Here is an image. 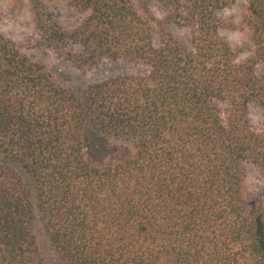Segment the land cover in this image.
Listing matches in <instances>:
<instances>
[{
  "label": "trees",
  "instance_id": "1",
  "mask_svg": "<svg viewBox=\"0 0 264 264\" xmlns=\"http://www.w3.org/2000/svg\"><path fill=\"white\" fill-rule=\"evenodd\" d=\"M140 1L65 0L70 26L31 1L42 46L84 74L126 66L83 86L0 33V264H51L37 222L68 264H264V204L242 196L244 162L264 175V0L244 60L219 31L236 0Z\"/></svg>",
  "mask_w": 264,
  "mask_h": 264
},
{
  "label": "rangeland",
  "instance_id": "2",
  "mask_svg": "<svg viewBox=\"0 0 264 264\" xmlns=\"http://www.w3.org/2000/svg\"><path fill=\"white\" fill-rule=\"evenodd\" d=\"M32 0H0V33L17 44L23 54L35 61L47 65L56 81L73 88L86 85L89 82L100 79L111 72H118L126 66L109 62L104 67L97 68L87 74L78 70L70 61L58 55L55 51L42 46L40 36L35 29L31 9ZM53 9L57 18L65 25H74L81 18V12L73 9L65 0H45ZM138 9L142 8L140 0H133ZM149 9L156 29V41L160 37L161 24L168 20L169 6L158 1H152ZM247 14L246 0H236L221 12L223 25L220 35L240 51V59L244 60L251 55V32L244 21ZM170 28L174 34L187 40L190 29L177 23H171ZM129 68V67H128ZM253 120L261 118V112L257 108L252 112ZM99 153L90 151L89 161L95 163ZM243 181L242 196L247 205L264 204V175L259 168L251 163L242 164ZM35 233L38 244L51 264H68L63 262L54 253L43 226L37 222ZM160 264H168L162 262Z\"/></svg>",
  "mask_w": 264,
  "mask_h": 264
}]
</instances>
